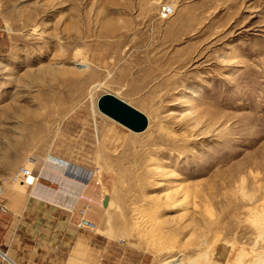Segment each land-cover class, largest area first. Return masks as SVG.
Returning <instances> with one entry per match:
<instances>
[{
	"label": "rangeland",
	"instance_id": "374dc122",
	"mask_svg": "<svg viewBox=\"0 0 264 264\" xmlns=\"http://www.w3.org/2000/svg\"><path fill=\"white\" fill-rule=\"evenodd\" d=\"M107 93L148 129L101 114ZM23 167L77 226L88 210L96 264L253 260L223 193L264 187V0H0L2 193H30Z\"/></svg>",
	"mask_w": 264,
	"mask_h": 264
},
{
	"label": "crops",
	"instance_id": "0c3cea01",
	"mask_svg": "<svg viewBox=\"0 0 264 264\" xmlns=\"http://www.w3.org/2000/svg\"><path fill=\"white\" fill-rule=\"evenodd\" d=\"M1 188L0 264H10L3 254L17 264H96L88 232L60 208L19 187Z\"/></svg>",
	"mask_w": 264,
	"mask_h": 264
},
{
	"label": "bare ground",
	"instance_id": "6f19581e",
	"mask_svg": "<svg viewBox=\"0 0 264 264\" xmlns=\"http://www.w3.org/2000/svg\"><path fill=\"white\" fill-rule=\"evenodd\" d=\"M37 178L38 180H40L41 174L39 176L37 175ZM39 185L40 184L37 183L32 188V190L30 191V195L37 190ZM231 191H233V189ZM1 193L2 191L0 190V196ZM223 198H225L227 201V211L230 212L229 214L231 218L239 220L241 225L249 230V241L253 247V260L245 257L248 256V254H244L243 252L239 253L238 257L240 258H238L236 264H264V187H259V190L257 192L255 191V193H252V191L246 190L245 188L241 189L240 191H233L232 194L231 192H229V190H225L223 193ZM217 201V197L213 198L211 200V203L213 202L212 205ZM50 202H52V199ZM54 202L60 203L61 199L59 198V201ZM187 202L190 201L187 199ZM238 205H240L239 210L236 208ZM221 226L222 223L220 220V216H218L216 210L213 209V211L211 212V228L214 234L215 244H217L220 240ZM2 257L11 264H15L9 259L8 255L3 254Z\"/></svg>",
	"mask_w": 264,
	"mask_h": 264
},
{
	"label": "water",
	"instance_id": "95a60500",
	"mask_svg": "<svg viewBox=\"0 0 264 264\" xmlns=\"http://www.w3.org/2000/svg\"><path fill=\"white\" fill-rule=\"evenodd\" d=\"M101 114L112 119L134 133H143L148 129V118L127 102L112 94H103L97 100ZM110 199L105 197L103 207L108 208Z\"/></svg>",
	"mask_w": 264,
	"mask_h": 264
},
{
	"label": "built area",
	"instance_id": "2783aa9c",
	"mask_svg": "<svg viewBox=\"0 0 264 264\" xmlns=\"http://www.w3.org/2000/svg\"><path fill=\"white\" fill-rule=\"evenodd\" d=\"M172 8L170 6H165L162 9V17L163 19H167L170 15L173 14ZM22 184L27 187H34L38 183V179L34 171L28 167H23L20 169L19 177ZM87 209H82L79 211L80 221L78 223V228L80 229H89L90 225L93 223L87 218ZM3 212H6L4 209ZM91 229V228H90Z\"/></svg>",
	"mask_w": 264,
	"mask_h": 264
}]
</instances>
